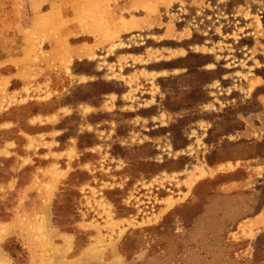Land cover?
<instances>
[{"label": "rangeland", "instance_id": "obj_1", "mask_svg": "<svg viewBox=\"0 0 264 264\" xmlns=\"http://www.w3.org/2000/svg\"><path fill=\"white\" fill-rule=\"evenodd\" d=\"M0 264H264V0H0Z\"/></svg>", "mask_w": 264, "mask_h": 264}, {"label": "bare ground", "instance_id": "obj_2", "mask_svg": "<svg viewBox=\"0 0 264 264\" xmlns=\"http://www.w3.org/2000/svg\"><path fill=\"white\" fill-rule=\"evenodd\" d=\"M4 260V259H3Z\"/></svg>", "mask_w": 264, "mask_h": 264}]
</instances>
